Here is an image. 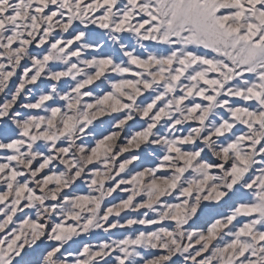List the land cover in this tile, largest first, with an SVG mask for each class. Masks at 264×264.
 Segmentation results:
<instances>
[{"label": "snow or ice", "instance_id": "1", "mask_svg": "<svg viewBox=\"0 0 264 264\" xmlns=\"http://www.w3.org/2000/svg\"><path fill=\"white\" fill-rule=\"evenodd\" d=\"M0 264H264V0H0Z\"/></svg>", "mask_w": 264, "mask_h": 264}]
</instances>
